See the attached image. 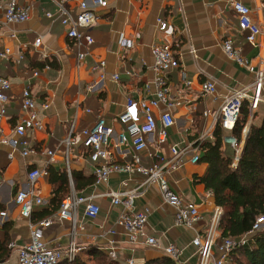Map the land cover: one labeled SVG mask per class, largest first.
Returning <instances> with one entry per match:
<instances>
[{
    "label": "crops",
    "instance_id": "crops-1",
    "mask_svg": "<svg viewBox=\"0 0 264 264\" xmlns=\"http://www.w3.org/2000/svg\"><path fill=\"white\" fill-rule=\"evenodd\" d=\"M17 1L30 5L29 18L24 22L7 23L3 8L5 0H0V51L8 49L10 52L8 59L0 58V75L8 78L12 85L5 115L0 119V204L3 205L0 212L6 213L5 218L0 219V264L15 263L18 249L29 240L30 225L46 218L52 221L43 231L47 244L50 247L67 244L72 223L59 219L57 211L61 200L71 193L92 196V201L99 206V213L93 219L85 216L84 203H80L75 212L76 224L81 226L75 236L81 247L76 258L85 264H95L90 253L92 248L107 256V251L112 248L116 256L113 260L119 264H128V260H132V264H144L166 255L164 248L169 244L180 250L177 264H196L191 242L197 234L204 235L214 219V210L219 207L211 190L197 179L205 173L206 162L199 159L191 163L185 159L166 174L168 185L179 194L182 202L198 207L200 220L193 228H188L175 223V210L164 201L157 184L143 185V174L113 172L106 183L97 184L93 164L81 145V137L75 136L67 161L62 140L77 115H80L77 120L79 130L93 125L98 116H102L115 131L124 130L116 120L117 115L123 111L127 97L153 96L156 74L152 68L151 48L166 41L179 57L178 67L164 76L167 100L179 101L180 105L168 107L159 103L154 108L156 116L161 111L172 112L174 124L168 128L167 140L160 148L154 143L156 134L152 136L140 152L141 163L144 166L160 164V156L168 158L169 147L173 144L180 147L192 144L201 157L200 144L214 141L218 127L221 129L220 148L223 153L230 154L231 163L236 161L237 165L251 124L264 122V104L260 102L256 110H248L239 148L224 140L226 136H234L231 131L212 124V116L223 98L232 90L249 88L255 78L254 72L226 56L222 41L229 38L248 63L264 70V30L256 35L254 43L247 41L245 34L238 30L236 15L230 7L233 1L246 5L253 21L264 29V0H105V4L95 10L96 23L90 29L94 38L88 47L90 55L79 65L75 59L76 46L67 38L66 28L59 21L58 7L50 0ZM77 2L70 0L72 12L76 11ZM46 12L51 16H46ZM158 19L167 22V32L158 29ZM121 37L130 46L121 45ZM36 38H40L37 46L34 45ZM18 56L22 58L16 61ZM99 59L105 60L106 77L101 86L89 92L87 84L99 79L98 72L93 69ZM35 71L36 76L33 75ZM112 74H118V79H111ZM209 80L215 84V93L203 94L202 83ZM28 84L44 128L28 132L27 139L34 152L23 157L19 153L20 147L12 151L5 140L12 137V127L20 116V92ZM44 101L48 103L45 108L41 107ZM86 109L90 111L86 112ZM204 110H209L206 117L202 115ZM202 134L206 136L200 139ZM46 150L54 151V161H49ZM11 151L13 156L9 158ZM119 151L127 152L126 159H130L128 146L120 147ZM119 151L112 153V161L123 159ZM35 167L46 171L35 184L37 194L44 199L41 197L43 203L33 207L30 218H24L12 202L13 195L17 189L28 187L27 173ZM61 172L66 177V189L60 188L58 174ZM126 189L138 191L134 198L135 210L148 209L145 230L156 238L158 247L130 242L123 227L117 225L121 206L113 205L107 193ZM55 191L57 200L52 201ZM214 232L220 235L217 224Z\"/></svg>",
    "mask_w": 264,
    "mask_h": 264
},
{
    "label": "built area",
    "instance_id": "built-area-1",
    "mask_svg": "<svg viewBox=\"0 0 264 264\" xmlns=\"http://www.w3.org/2000/svg\"><path fill=\"white\" fill-rule=\"evenodd\" d=\"M58 7L59 21L66 28L67 38L76 46L75 59L79 65L88 55V49L94 42V38L90 33V29L96 23L95 10L105 4V0H78L75 4V12H72L69 5L70 0H50ZM69 5V6H68ZM231 9L237 18L238 30L245 34V38L250 43H254L256 35L264 29L253 21L249 8L241 2L233 1L230 3ZM1 8V7H0ZM4 19L7 23L24 22L29 18L30 5L19 4L17 0H5L4 2ZM46 16L51 14L46 12ZM158 29L165 33L168 30V24L165 20L158 19ZM40 38H36L34 45H38ZM120 44L130 46V44L121 37ZM222 49L227 57L235 60L239 65L245 66L249 71L254 72L255 78L249 88L241 87L232 90L222 100L219 108L212 116V124L218 125L223 130L231 131L241 116V107L243 102H248V110H256L258 104H264V96L262 95V87L264 86V70L254 68L241 55L240 49L233 46L229 38L222 41ZM153 56V71L156 74L154 78V93L150 98H137L129 96L126 98L124 109L117 115V122L124 126V130L115 131L110 125H107L102 116H98L95 123L89 127L79 130L77 118L73 120L70 128L67 130L66 137L62 140L65 146V160L68 159L69 147L75 142V136L81 137V145L88 152L89 160L93 164V175L95 183H106L113 172H137L145 176L143 185L155 183L166 203L175 210L174 221L178 225L193 228L200 220L198 207L189 202H182L178 193L173 191L168 185L166 174L182 164L185 159L191 163L199 161V152L192 144L180 147L175 144L169 147L170 156L164 158L160 156L161 163H155L150 166H144L140 160V152L147 147V143L152 140V136L156 134L155 145L160 148L166 142L168 128L174 124L173 113L169 110L161 111L156 116L154 108L159 103H165L168 107H176L180 105L179 101H168V89L165 85L164 76L172 69L178 67L179 57L173 46L164 42L162 44L153 45L151 48ZM10 52L8 49L0 51V58L8 59ZM22 57L18 56L16 61ZM105 60L99 59L93 66L98 72L99 79L87 84V91L93 92L106 77ZM129 74L130 72H126ZM38 73H33L36 76ZM111 79L117 80L118 74H112ZM187 85L188 82L184 76L181 77ZM11 82L8 78L0 75V119L5 115V106L9 101L8 91L11 90ZM147 86H145L146 89ZM202 93L211 95L215 93V84L213 81H205L202 83ZM147 90V89H146ZM20 116L12 127V137L5 142L13 150L20 147L21 156L33 153L34 150L29 145L27 139L28 132L31 130H40L44 128L43 123L39 119L38 108L35 96L30 89V85H26L20 92ZM48 106L47 101L41 103V107ZM83 110H81L82 112ZM89 112V109L85 110ZM209 110L202 112L203 116H207ZM157 122L160 127L157 128ZM206 135L202 134L200 139ZM224 140L233 147L239 148L240 142L234 136H226ZM122 146L130 148V159L127 160L128 153L119 151ZM12 151L8 154L12 158ZM119 151L123 157L121 161H112V153ZM46 156L49 161H54V151L46 150ZM236 166V161L231 163V167ZM46 174L41 168H32L27 173L28 187L19 188L13 195V204L18 207L20 216L30 218L34 206L41 205L43 199L36 192V182L39 177ZM111 196L113 205H120L121 212L116 220L125 230L130 242H143L151 247H158V242L154 236L146 233L145 224L147 221L148 209L135 210L134 198L138 195L135 189H126L122 192L111 191L107 193ZM80 203L85 204L84 214L87 218L93 219L99 213V206L92 201V196H80L71 193L61 200L58 215L59 219H66L72 223L70 238L67 244L61 247H50L43 238V231L51 223L50 218L41 220L39 223L30 225L29 240L24 243L17 253V259L13 264H57L59 261H73L79 253L81 247L76 243V230L81 226L76 224L75 212ZM221 211L219 207L214 210V219L210 223L204 235L197 234L192 245L195 248L197 257L196 264H229V256L236 248L247 243L249 238L261 230L264 223V215L258 216L253 222L251 228L239 237L216 235L214 229L217 224V218ZM6 213L0 212V219L5 218ZM2 220H0L1 222ZM164 253L177 261L180 250L174 244H169L164 248ZM110 258L116 259V256L110 248L107 251ZM128 264H132V260H128Z\"/></svg>",
    "mask_w": 264,
    "mask_h": 264
},
{
    "label": "trees",
    "instance_id": "trees-1",
    "mask_svg": "<svg viewBox=\"0 0 264 264\" xmlns=\"http://www.w3.org/2000/svg\"><path fill=\"white\" fill-rule=\"evenodd\" d=\"M248 112L247 104L243 102L241 116L231 130L238 141L247 122ZM220 141L221 129L217 127L214 141L200 144L202 155L199 159L207 163V169L197 179L211 190L215 204L221 208L217 223L220 237H239L251 228L258 216L264 215V122L260 125L251 124L235 167H231L232 156L222 152ZM58 177L61 178L60 188L66 189L64 172L58 174ZM56 191L52 201L57 200ZM90 253L95 264H119L99 249L92 248ZM57 264L85 263L76 258L72 262L62 260ZM144 264L177 262L163 255L147 260ZM229 264H264V227L254 233L246 244L232 251Z\"/></svg>",
    "mask_w": 264,
    "mask_h": 264
},
{
    "label": "rangeland",
    "instance_id": "rangeland-1",
    "mask_svg": "<svg viewBox=\"0 0 264 264\" xmlns=\"http://www.w3.org/2000/svg\"><path fill=\"white\" fill-rule=\"evenodd\" d=\"M79 138H77V140H78ZM240 142V141H239ZM241 143V142H240ZM43 199H44V197L43 196H41ZM264 227V223H263V225L261 226V228H263Z\"/></svg>",
    "mask_w": 264,
    "mask_h": 264
},
{
    "label": "water",
    "instance_id": "water-1",
    "mask_svg": "<svg viewBox=\"0 0 264 264\" xmlns=\"http://www.w3.org/2000/svg\"><path fill=\"white\" fill-rule=\"evenodd\" d=\"M246 134H247V132H246Z\"/></svg>",
    "mask_w": 264,
    "mask_h": 264
}]
</instances>
